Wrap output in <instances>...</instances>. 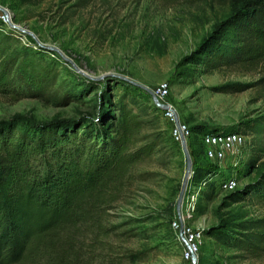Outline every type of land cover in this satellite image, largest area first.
<instances>
[{
  "label": "rangeland",
  "instance_id": "obj_1",
  "mask_svg": "<svg viewBox=\"0 0 264 264\" xmlns=\"http://www.w3.org/2000/svg\"><path fill=\"white\" fill-rule=\"evenodd\" d=\"M238 2L0 0V34L10 24L25 30L10 27L19 33L14 48H27L59 70L46 96H0V121L15 115L39 123L83 117L81 129L97 120L107 129L126 95L142 114L141 138L159 143L150 159L131 170L116 200L62 231L60 239H70L56 249L65 250L73 264H190L171 228L184 210L182 200L178 204L182 190L196 198L185 222L209 230L195 264H264V254L253 257L241 249L242 241L259 242L264 235V205L252 196L264 175V66L209 68L203 62L213 49L205 50L209 36ZM131 82L152 92L161 82L169 84L170 101L194 132L187 142L191 169L185 184L181 146L172 141L150 94L135 91ZM230 85L242 87L231 91ZM220 131L240 132L247 141L234 191L217 186L230 171L210 163L199 142L202 133ZM204 174L214 183L209 189L197 182Z\"/></svg>",
  "mask_w": 264,
  "mask_h": 264
},
{
  "label": "trees",
  "instance_id": "obj_2",
  "mask_svg": "<svg viewBox=\"0 0 264 264\" xmlns=\"http://www.w3.org/2000/svg\"><path fill=\"white\" fill-rule=\"evenodd\" d=\"M238 1L232 16L209 36L205 50L213 49L203 61L209 68L264 66V0ZM7 27L0 34V96H46L57 81L58 67L27 48L17 51L18 32ZM230 39L233 45L226 43ZM259 83L264 84V77ZM129 84L144 96L149 94ZM241 87L230 85L231 91ZM136 104L122 96L118 117L107 129L99 120L81 129L87 122L83 117L39 123L15 115L0 121V264H73L65 250L56 249L69 242L68 237L60 239L62 231L116 200L131 170L159 147L156 140L141 138L145 124ZM208 178L204 174L197 182H205L209 189L214 183ZM252 196L264 205V175ZM259 239L242 241L241 249L261 256L264 235Z\"/></svg>",
  "mask_w": 264,
  "mask_h": 264
},
{
  "label": "built area",
  "instance_id": "obj_3",
  "mask_svg": "<svg viewBox=\"0 0 264 264\" xmlns=\"http://www.w3.org/2000/svg\"><path fill=\"white\" fill-rule=\"evenodd\" d=\"M169 90V84L161 82L156 86L153 93L162 105L159 109L169 125L172 138L180 145L181 137L187 143L193 134L189 126L181 121L178 116L174 104L169 99ZM176 119L178 123H176ZM200 143L204 149V156L210 163L220 170L228 169L230 171L229 175L219 182L220 187L227 191L236 190L239 185L236 172L244 159L246 137L237 131L207 132L200 135ZM199 186H205V182L200 183ZM194 199H196L194 192L183 195L184 210L179 212L178 217L171 224V228L181 246L182 258L190 264H192V256L197 257L201 240L204 237L202 228H194L185 222L194 213L196 205Z\"/></svg>",
  "mask_w": 264,
  "mask_h": 264
},
{
  "label": "water",
  "instance_id": "obj_4",
  "mask_svg": "<svg viewBox=\"0 0 264 264\" xmlns=\"http://www.w3.org/2000/svg\"><path fill=\"white\" fill-rule=\"evenodd\" d=\"M10 27L12 28H15V29H19L20 31L22 32H26L25 30L23 29H20L18 28L17 26H15L14 24H10ZM139 87H141L142 89H144L145 91H147L150 96H151V99L153 101V103L158 107V108H161L162 105L160 104V102L158 101L157 97L155 96V94L147 87L143 86V85H140L138 83H134V82H131ZM176 123H178L177 119H176ZM180 146H181V149H182V152L184 154V157H185V161H186V173L184 175V179H183V182L185 184L186 180L188 179L189 177V173H190V169H191V159H190V155H189V152H188V149H187V143H186V140L181 137V143H180ZM183 190L181 191L180 195H179V200H178V204H180L181 200H182V197H183ZM179 208V207H178ZM196 256L193 255L192 256V259H191V263L192 264H195L196 262Z\"/></svg>",
  "mask_w": 264,
  "mask_h": 264
}]
</instances>
